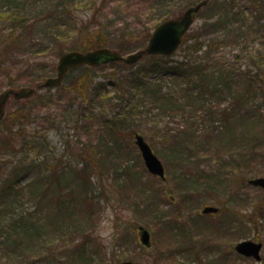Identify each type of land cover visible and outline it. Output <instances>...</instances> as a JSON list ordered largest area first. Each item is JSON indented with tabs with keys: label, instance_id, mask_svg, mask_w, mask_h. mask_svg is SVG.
<instances>
[{
	"label": "rangeland",
	"instance_id": "374dc122",
	"mask_svg": "<svg viewBox=\"0 0 264 264\" xmlns=\"http://www.w3.org/2000/svg\"><path fill=\"white\" fill-rule=\"evenodd\" d=\"M257 2L263 10L264 0ZM15 4L12 6L27 14V23L32 24L24 35L19 32L23 51L16 49V56L9 59L12 79L17 80L16 90L31 87L42 78L44 84L56 77L60 59L56 50L62 46L65 53L77 51L85 44L88 28L102 24L117 36L122 32L136 36L143 29L154 32L163 22L181 18L190 7L189 0H15ZM15 12L0 0V29L6 27L8 15ZM260 14L263 16L259 18ZM223 18L228 23L226 28L204 38L219 42L213 56L233 73L237 83L229 80L232 90L244 91L246 83L253 84L250 105L233 121L246 115L248 124L259 122L250 133H258L262 139L258 151L239 150L237 143L227 148L205 140L204 134L212 125L223 129L222 122L212 120L208 111H229L234 104L232 97L216 100L205 96L199 108L194 105L184 109L185 119L180 113L161 120V128L169 124L174 131L179 128L194 133L189 150L173 144L169 141L173 135L165 136L163 132L157 131L154 136L149 131L150 139L145 137L165 166L167 180L163 182L147 171L135 137L120 133L116 147H112L103 119L90 118L92 113L100 112L101 103L108 105L103 97L114 99L120 92L107 85L108 94L103 92L102 98L86 102L73 93L59 94L57 90H73L70 85L79 72L69 74L62 87L48 89L53 90L52 100L48 102L44 97L43 104L34 109L36 121L22 126L7 124L13 131L23 132L20 136L25 135L30 146L34 145L33 151H27L29 161L46 162L23 185L42 179L41 186L54 190L57 186L50 185L53 170L63 178L59 190L49 189L42 204L27 191L23 193L22 210L34 214L46 226L37 243H26L25 257L36 249L42 253L36 264H264V246L260 262L235 251L242 241L264 245V192L248 183L264 177V82L260 86L254 81L258 73L264 79V73L255 65V60L264 56V12L255 10V0H213L196 16L188 34L202 33L206 24ZM208 48L198 58L212 65L204 57ZM186 56V47L180 48L170 62H183ZM28 59L45 68L37 66L26 73L23 60ZM144 63L142 60L138 64ZM112 71L110 67L98 70L96 82L107 84ZM10 81L0 75V94L11 88ZM171 83L166 81L167 86ZM40 92L45 95V91ZM29 100L12 98L6 107L7 115L23 108ZM234 127L238 136L247 130L238 122ZM194 146L198 148L190 158ZM83 152L87 154L82 156ZM21 158L26 159L21 156L17 161ZM91 159L97 163L88 165L86 177L90 185L83 193L79 175ZM57 193L61 195L56 197ZM206 207L220 208L219 215H202ZM140 226L150 232V248L140 243ZM77 248L80 252L74 256Z\"/></svg>",
	"mask_w": 264,
	"mask_h": 264
},
{
	"label": "trees",
	"instance_id": "16d2710c",
	"mask_svg": "<svg viewBox=\"0 0 264 264\" xmlns=\"http://www.w3.org/2000/svg\"><path fill=\"white\" fill-rule=\"evenodd\" d=\"M201 1L203 0H189V6L197 5ZM1 2L3 6L9 5L13 7V10L17 11L8 15L4 23L6 27L0 29V75L10 79L11 89H16L15 83L17 80L12 79L13 66L10 64L9 59L16 56L14 53L17 52L16 49L23 51L24 46L20 43L22 38L18 35L19 32H21L20 35L27 33L32 28V24L27 23V14H24L18 6H12L16 5L15 0H1ZM261 8L262 5L255 0V10L264 12V8L263 10ZM261 16L263 15L260 14L259 18ZM227 24L225 18H223L219 19L215 24H206L202 33L187 34L181 46V48L186 47L187 51V56L183 62L171 63V58L146 56L143 59L146 63L141 65L128 66L123 63H115L99 69L89 67L73 69L69 74L79 72L78 77L70 85L73 90L57 91L59 94L73 93L77 98L79 97L83 102H86L102 98L101 94L103 92L108 94L105 87L111 85L120 92V95L114 99L112 97H103V102H107L108 105L101 103L102 105H99L100 112L92 113L90 118L103 119L112 137V144H114L112 147H116V141L120 133H127L132 138L138 134L149 138L151 134L154 135L159 131L160 133H165V136L171 137L173 135L169 141L181 146L182 150L190 149L189 144L193 143L194 133H187L179 130V128L174 131L169 128V124L161 128V120L164 117L170 116L173 118L176 115H180L184 109L194 105L199 108L205 96L214 97L216 100L232 97L234 104L231 110L225 109L222 112L208 111L210 113L209 116L213 118L212 120L222 122L223 129L212 125L210 131L205 132L204 136H206V139H204L208 143H216L217 146L222 145L228 148L231 144L237 143L239 150L252 149L258 151L257 149L262 146V139H260L258 133H255V135L250 133L259 122L248 124L246 115L239 120L233 121L237 113H241L246 109V106L250 105L253 84L246 83L247 89L244 91L232 90L233 83H237L233 73L228 70L223 62L218 61L213 56L214 49L220 46L219 42L214 39L207 41L204 38L213 32L226 28ZM152 33V30L146 28L142 32L137 33L136 36L135 34H126L124 32L117 36L116 33L110 32L107 27L101 24L95 29L88 28L86 30L85 44H82L76 50L79 52H90L102 48H114L118 53L126 55L145 49ZM205 47L209 48L204 57L212 65L203 64L202 59L200 61V58H198L200 53H204ZM56 51V56L58 57L65 54L62 46ZM263 60L264 56H259L255 60V65L262 73H264ZM23 62L26 65L24 67L26 73L37 66L44 65L40 64V62L36 63L34 59L23 60ZM107 67L113 69L111 77L106 78L107 84L97 83V78H99V76L97 77L98 70L106 69ZM156 76L158 79L155 80L154 77ZM230 79L233 82L232 84L229 82ZM167 80L172 81V86L166 85ZM254 81L262 86L264 79L258 73L254 76ZM42 82H44L43 78L31 87L39 88L43 84ZM261 88L264 92V85ZM40 91H45V95H40ZM52 91H37L35 96L27 101L23 108L7 115L0 129V264H36V261L42 256L40 251L36 252V249H31L25 257L24 249L28 245L26 243H30L29 246H32L34 242L37 243L46 231V226L43 222L38 221L39 219L37 220L34 214L30 215L27 211L22 210L23 203L21 200L23 193L27 191L33 200L42 204L48 198L49 189L53 190V188L49 186L47 189L41 186L40 181L42 179L23 185L32 173L40 172L46 166V162L45 160L29 161L26 158L28 155L27 151L29 148L33 151L35 149L34 145L30 146L31 143L26 141L25 135L20 136L23 132L13 131V128H8L7 124L18 123L22 126L28 122L36 121L38 117L33 112L34 109L43 104L44 97L50 102L53 97ZM96 109L98 110V108ZM137 118L142 120L141 123L137 122ZM181 118L185 119L184 113ZM235 122L242 123L243 129H247L240 136L235 133ZM149 131H152L151 134H149ZM195 147L198 148V146H194V151L188 157L191 158L192 154H196ZM86 154L83 152L81 155L85 156ZM181 154L183 155V153ZM21 156L26 159L21 158L17 161V158ZM94 163H97L95 159L89 160L80 172L79 187H83V193L90 185L86 177L88 165L92 166ZM100 163L102 164V162ZM53 172L50 176V185L57 186L53 190L56 192L63 184V178L57 175L56 169ZM60 195V193H57L56 197ZM61 200L64 202L63 197ZM58 204H61L60 200H58ZM38 206H36V209H38ZM79 252L80 248L75 249L73 252L74 256H78Z\"/></svg>",
	"mask_w": 264,
	"mask_h": 264
},
{
	"label": "water",
	"instance_id": "95a60500",
	"mask_svg": "<svg viewBox=\"0 0 264 264\" xmlns=\"http://www.w3.org/2000/svg\"><path fill=\"white\" fill-rule=\"evenodd\" d=\"M210 1L211 0L202 1L197 6L191 7L180 19L168 20L159 25L154 31L146 50L127 56H123L109 48L98 49L88 53L70 52L64 54L59 61L58 76L49 79L43 87L57 88L61 86L69 70L83 66L96 68L109 63H125L126 65L133 66L138 64L146 55L171 57L181 46L184 36L189 32L195 21V16ZM34 93L35 90L33 89H22L19 92L8 91L0 95V128L6 114L5 107L10 97L13 95L16 100L20 101L31 98ZM136 145L141 152L149 173L165 180V167L143 136H136ZM249 183L250 185L256 188H261L264 191V178L253 179ZM218 213L219 209L215 207H207L203 210L204 215H214ZM139 231L141 243L145 247L150 248L151 235L149 231L144 227H140ZM262 248V243L243 241L236 246V251L242 256L261 261ZM121 264L134 263L124 262Z\"/></svg>",
	"mask_w": 264,
	"mask_h": 264
}]
</instances>
